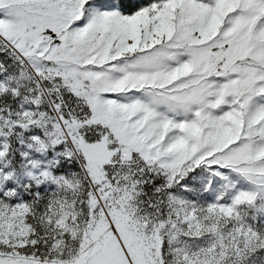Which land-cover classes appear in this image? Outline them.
Returning a JSON list of instances; mask_svg holds the SVG:
<instances>
[{"label": "rangeland", "instance_id": "374dc122", "mask_svg": "<svg viewBox=\"0 0 264 264\" xmlns=\"http://www.w3.org/2000/svg\"><path fill=\"white\" fill-rule=\"evenodd\" d=\"M0 264H264V0H0Z\"/></svg>", "mask_w": 264, "mask_h": 264}, {"label": "built area", "instance_id": "2783aa9c", "mask_svg": "<svg viewBox=\"0 0 264 264\" xmlns=\"http://www.w3.org/2000/svg\"><path fill=\"white\" fill-rule=\"evenodd\" d=\"M54 103H55V106L60 107L62 105V100L57 98Z\"/></svg>", "mask_w": 264, "mask_h": 264}]
</instances>
